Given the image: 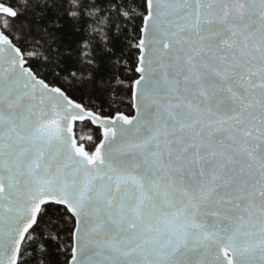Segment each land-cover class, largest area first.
<instances>
[{
    "label": "snow or ice",
    "instance_id": "6c2138e0",
    "mask_svg": "<svg viewBox=\"0 0 264 264\" xmlns=\"http://www.w3.org/2000/svg\"><path fill=\"white\" fill-rule=\"evenodd\" d=\"M0 264H264V0H0Z\"/></svg>",
    "mask_w": 264,
    "mask_h": 264
},
{
    "label": "trees",
    "instance_id": "16d2710c",
    "mask_svg": "<svg viewBox=\"0 0 264 264\" xmlns=\"http://www.w3.org/2000/svg\"><path fill=\"white\" fill-rule=\"evenodd\" d=\"M121 40H122V37H117L114 44H113V47H115V49H116L117 55H119Z\"/></svg>",
    "mask_w": 264,
    "mask_h": 264
}]
</instances>
